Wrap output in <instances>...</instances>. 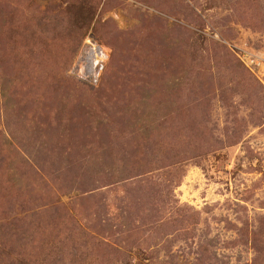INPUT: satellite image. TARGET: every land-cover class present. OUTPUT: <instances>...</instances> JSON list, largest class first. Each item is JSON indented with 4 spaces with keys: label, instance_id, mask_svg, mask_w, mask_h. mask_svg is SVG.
<instances>
[{
    "label": "rangeland",
    "instance_id": "1",
    "mask_svg": "<svg viewBox=\"0 0 264 264\" xmlns=\"http://www.w3.org/2000/svg\"><path fill=\"white\" fill-rule=\"evenodd\" d=\"M0 264H264V0H0Z\"/></svg>",
    "mask_w": 264,
    "mask_h": 264
}]
</instances>
